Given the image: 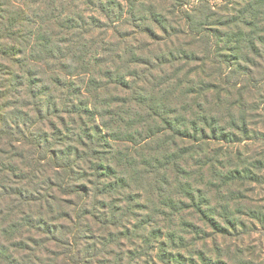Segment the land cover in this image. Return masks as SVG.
<instances>
[{
    "label": "rangeland",
    "instance_id": "1",
    "mask_svg": "<svg viewBox=\"0 0 264 264\" xmlns=\"http://www.w3.org/2000/svg\"><path fill=\"white\" fill-rule=\"evenodd\" d=\"M76 1L80 4L82 0ZM121 1L129 11L132 2L141 0ZM184 1V8L199 3ZM208 1L214 12L208 27L215 30L211 32L214 36L196 37L184 20L179 21V13L174 24L175 13L169 14L171 0H145L169 20L167 34L153 25L158 39L131 26L120 29L119 33L132 32L124 40L108 31L112 47L106 57L120 56L113 59V76L130 75L124 87L110 82L111 96L105 98L115 101L116 111L133 109L149 118L138 137L128 128L132 142L118 139V127L114 131L100 127L104 137L97 149L106 159L103 163L130 182L126 192L118 188L104 194L97 183L114 178L93 177L82 162L72 168L70 176L64 174L68 185L55 186L59 178L53 165L42 167L31 179L29 168L20 164L16 151L4 145L0 136V170H4L2 162L10 163L19 167L17 176H27L13 177L5 170L0 171V178L24 187L27 197L43 198L42 202L5 198L0 203V225L19 221L21 216H31L26 220L30 224L36 216L50 224L40 225V232L24 227L29 232L24 231L20 240L10 238L12 264H192L191 259L193 264H217L219 259L228 264H264V0ZM80 6L87 15L95 14L93 7ZM228 36L233 38L229 41ZM0 62L17 68L8 60ZM200 86L203 93L190 92ZM143 98H147L146 105ZM155 101L159 108L152 106ZM199 103L217 124L214 131L206 127L203 135L183 120V116L191 118V112H200ZM155 114L165 120L175 117L181 135L174 143L163 141V136L143 139L148 126L162 124ZM10 144L19 146L23 162H30V147L15 141ZM79 145L70 150L81 151ZM53 147L59 150L55 143ZM11 154L14 159L7 161ZM235 174L238 179L233 180ZM49 183L50 192H43ZM111 197L116 198L112 204ZM207 217L227 229H218ZM0 264L8 263L0 258Z\"/></svg>",
    "mask_w": 264,
    "mask_h": 264
},
{
    "label": "trees",
    "instance_id": "2",
    "mask_svg": "<svg viewBox=\"0 0 264 264\" xmlns=\"http://www.w3.org/2000/svg\"><path fill=\"white\" fill-rule=\"evenodd\" d=\"M171 1H173L170 5L172 12L169 14L175 13L171 18L174 24H177L176 14L179 13V21L184 20V24L191 32L194 31L193 35H197L196 37L202 38L206 34L214 33L215 30L208 27L210 21L213 22L211 17L214 16L208 0H197L199 3L192 8H184L187 4L184 0ZM80 5L93 7L92 12L95 11V14L87 15ZM156 8L154 3L148 4L145 0L132 2L129 11L126 2L123 3L121 0H82L80 4L76 0H0V61L8 60L17 66V68L11 64L6 66L0 62V136L6 141L4 145H9L13 151H16L15 155L20 164L29 168L27 174L31 173V175L27 176L31 179L39 175L38 171L39 169L42 171V167L47 169L53 165L55 168L53 173L59 178V183L55 186L68 185L64 181V174L66 177L70 176L72 168L78 162H82L84 167L91 169L93 177L114 178L115 181L97 183L103 187L104 194L117 192L118 188L126 192L131 186L129 181L122 175L120 177L115 169L110 168L111 165L103 163L106 159L97 149L104 137L101 126L111 131L118 127V133L121 135L118 139L132 142L133 134L129 129H132L138 137L145 131L142 127L149 119L133 109L116 111L115 101L105 98L111 96L108 91L110 82L124 87L126 77L130 75H118L117 78L113 76L111 70V66L115 65L113 59L119 60L120 56L115 53L106 57V53L111 51L112 47H109L112 41L108 31L113 30L124 40L132 32L123 30L119 33V31L124 26H131L138 33L143 32L149 37L158 39L153 25L167 34L166 27L169 20L159 14ZM125 12L129 17L124 14ZM195 12L198 16H195ZM116 28L118 31L115 30ZM229 36L230 41L233 36ZM132 47L131 45L130 48ZM128 62L137 63L135 59H128ZM98 67H103L105 70H98ZM98 77L102 80L106 78V81L101 82ZM84 83L88 86H84ZM202 89L204 88L200 86L199 90L190 92L201 94ZM147 102V98L142 99L144 105ZM204 102L206 103V98ZM152 106L159 108L156 101L152 102ZM204 109L200 104L198 105L200 112H191V118L183 116V120L189 123L192 131L200 132L202 135L209 125L213 131L217 127L216 123L211 122L214 115L210 116ZM154 116L159 118L162 124L148 126L149 129L143 138L145 142L163 136L165 138L163 141L174 143L176 136L181 135L179 128L176 127L175 117L165 120L160 114ZM193 116L195 119H192ZM97 119L102 120L103 123L100 124ZM220 133L223 136L227 135ZM187 134L185 133V136ZM11 141L31 148L30 162L21 160L23 156L19 155V146H12ZM54 143L58 145V151L53 147ZM74 144H80L81 151L76 147L70 150ZM8 153L6 152V155ZM15 155L11 154L7 161L14 159ZM167 161L170 162V157ZM2 163L4 170H0L1 172L6 170L13 177H27L16 175L15 170H19V167ZM126 165L131 166L132 163L127 162ZM56 167L60 171H57ZM42 175L46 177L45 172ZM83 177L86 178V171ZM235 177L236 174L233 180L238 179ZM7 180L0 178V203L5 198L43 201L39 195L25 196L27 190L24 187ZM5 181L9 182L8 185H5ZM51 185L52 183H49V187L41 190L48 193ZM65 187L67 190V186ZM188 197L191 201L195 200L193 196ZM115 199L111 197V204ZM199 202L202 203L201 200ZM192 204L198 205L196 202ZM170 206L176 207L175 203H170ZM40 208L38 214L42 212V207ZM224 211L227 212L226 207ZM30 217L21 216L18 218L19 221L11 220L7 225H0V258L5 259L8 264H12L15 260L9 250V242L13 246L11 237L20 240L24 231L29 232L34 229L40 232V225L50 227L49 222L41 220L39 216H36L38 219L32 220L31 224L26 222ZM225 218L230 220L229 216ZM206 219L212 220L217 227H220L213 219L208 217ZM24 227H29V230H24ZM207 260L211 259L207 258ZM222 261L224 260L219 259L217 264H222ZM190 262L193 264L194 260L191 259ZM21 263L29 264L27 261ZM223 264L228 262L224 261Z\"/></svg>",
    "mask_w": 264,
    "mask_h": 264
}]
</instances>
